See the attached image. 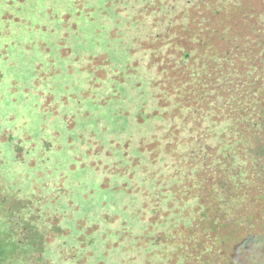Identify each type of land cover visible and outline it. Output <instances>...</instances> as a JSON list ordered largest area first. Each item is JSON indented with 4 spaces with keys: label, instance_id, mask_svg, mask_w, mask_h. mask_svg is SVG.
I'll list each match as a JSON object with an SVG mask.
<instances>
[{
    "label": "rangeland",
    "instance_id": "obj_1",
    "mask_svg": "<svg viewBox=\"0 0 264 264\" xmlns=\"http://www.w3.org/2000/svg\"><path fill=\"white\" fill-rule=\"evenodd\" d=\"M249 1L0 0V264L211 262L197 173L249 114L213 41Z\"/></svg>",
    "mask_w": 264,
    "mask_h": 264
},
{
    "label": "trees",
    "instance_id": "obj_2",
    "mask_svg": "<svg viewBox=\"0 0 264 264\" xmlns=\"http://www.w3.org/2000/svg\"><path fill=\"white\" fill-rule=\"evenodd\" d=\"M240 6L234 7L236 20L229 39L213 41L216 57L227 69L234 88L230 87L232 98L226 102L220 81L214 86L213 99L222 98L219 108H230V115L243 107L249 114L243 131L239 119L231 120L228 139L234 150L227 153L221 140L209 143L205 151L215 157V163L203 161L197 173L213 185L212 191L204 193L205 202L202 198L198 202L201 211L193 223V230L198 231L196 256L201 251L210 253L208 264H264V29L259 28L264 17L254 19L257 13L250 0L242 7L248 17L239 21ZM248 68H253L249 75ZM253 103L256 106L250 108ZM203 224L208 227L205 235Z\"/></svg>",
    "mask_w": 264,
    "mask_h": 264
}]
</instances>
